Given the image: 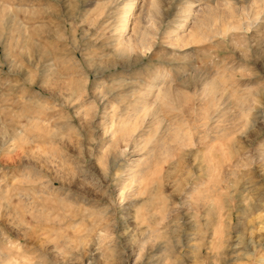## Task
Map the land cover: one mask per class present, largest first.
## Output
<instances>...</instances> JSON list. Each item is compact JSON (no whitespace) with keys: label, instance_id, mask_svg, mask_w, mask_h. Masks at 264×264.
Here are the masks:
<instances>
[{"label":"rangeland","instance_id":"rangeland-1","mask_svg":"<svg viewBox=\"0 0 264 264\" xmlns=\"http://www.w3.org/2000/svg\"><path fill=\"white\" fill-rule=\"evenodd\" d=\"M0 264H264V0H0Z\"/></svg>","mask_w":264,"mask_h":264},{"label":"bare ground","instance_id":"bare-ground-1","mask_svg":"<svg viewBox=\"0 0 264 264\" xmlns=\"http://www.w3.org/2000/svg\"><path fill=\"white\" fill-rule=\"evenodd\" d=\"M213 83V82H212ZM211 85V84H210ZM163 88V87H162ZM160 89V93L163 95V97H167L168 96V94L166 93L167 92V90H166V92L163 90V89Z\"/></svg>","mask_w":264,"mask_h":264}]
</instances>
